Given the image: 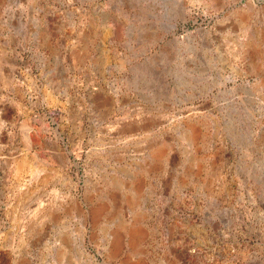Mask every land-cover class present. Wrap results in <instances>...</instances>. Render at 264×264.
<instances>
[{
	"label": "rangeland",
	"instance_id": "obj_1",
	"mask_svg": "<svg viewBox=\"0 0 264 264\" xmlns=\"http://www.w3.org/2000/svg\"><path fill=\"white\" fill-rule=\"evenodd\" d=\"M0 264H264V0H0Z\"/></svg>",
	"mask_w": 264,
	"mask_h": 264
},
{
	"label": "bare ground",
	"instance_id": "obj_2",
	"mask_svg": "<svg viewBox=\"0 0 264 264\" xmlns=\"http://www.w3.org/2000/svg\"><path fill=\"white\" fill-rule=\"evenodd\" d=\"M255 1H258V0H255Z\"/></svg>",
	"mask_w": 264,
	"mask_h": 264
},
{
	"label": "water",
	"instance_id": "obj_3",
	"mask_svg": "<svg viewBox=\"0 0 264 264\" xmlns=\"http://www.w3.org/2000/svg\"><path fill=\"white\" fill-rule=\"evenodd\" d=\"M259 1V0H258Z\"/></svg>",
	"mask_w": 264,
	"mask_h": 264
}]
</instances>
